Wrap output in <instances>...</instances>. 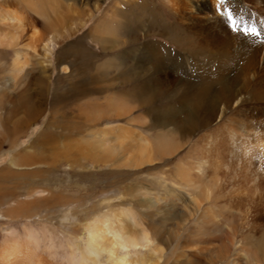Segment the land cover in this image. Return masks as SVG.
Wrapping results in <instances>:
<instances>
[{"label":"rangeland","instance_id":"374dc122","mask_svg":"<svg viewBox=\"0 0 264 264\" xmlns=\"http://www.w3.org/2000/svg\"><path fill=\"white\" fill-rule=\"evenodd\" d=\"M221 3L197 0L194 4L200 8L202 22L205 15H213L212 6H221L218 16L224 28L262 44L264 66V5L251 0ZM144 8L146 18L141 12ZM119 11L127 19L120 17ZM135 15L145 24L154 21L157 27L152 30L150 26L151 34L150 30L139 31L140 40L129 48L154 46L162 56L157 58L172 64L175 72H147L134 81L114 67L108 68L106 76L100 71L97 65L110 59L112 64L121 65L116 57L123 49L117 43L128 37L118 23L124 20L129 24ZM107 22L110 32L105 31ZM183 26L168 0H0V133L4 122L10 127L15 119L26 124L12 141L16 146L10 147V140L2 144L6 154L0 155V166L8 163L11 148L34 151L31 143L44 129L54 133L39 150L47 166L55 167L48 181L110 189L109 203L105 202L107 196L105 200L97 198L98 205H107L101 211L132 207L137 216L146 212L151 248L157 245L154 232L160 228L162 253L145 251L146 264H213L218 250L226 249L234 264H264V164L260 170L257 155L252 156L251 165L242 159V153L251 152L254 139H248L240 121L241 112L254 126L264 119V72H259L260 99L255 112L236 105L209 125L182 131L187 126L185 111L191 106L178 97L206 88L215 65L206 50L185 55L158 34L162 28L175 32ZM252 28L257 30L255 35L250 32ZM50 37L56 46L46 57L43 45ZM67 47L80 50L76 60L61 54ZM17 51L25 57L22 71L12 66ZM136 53L141 54L139 50ZM87 64L92 71L86 70ZM165 75L186 82V86H165ZM39 77L40 81L34 80ZM41 78L48 82H41ZM147 96L153 97L151 102L145 100ZM33 102L41 109L34 118L27 113ZM120 128L128 132L132 144L138 136L145 138L150 146L147 160L132 161L125 150L127 145L121 151L113 148L112 138ZM217 166L219 176L215 174ZM246 174L247 181L243 178ZM207 187L215 199L201 195ZM219 189L224 191L222 195ZM194 197L201 201L199 209L192 201ZM143 201L145 207L140 203ZM76 223L69 215L57 225L68 232ZM220 227L225 228L224 234ZM227 231L233 238L231 248L224 240ZM202 247L211 253L202 255ZM133 259L141 262L140 255Z\"/></svg>","mask_w":264,"mask_h":264},{"label":"bare ground","instance_id":"6f19581e","mask_svg":"<svg viewBox=\"0 0 264 264\" xmlns=\"http://www.w3.org/2000/svg\"><path fill=\"white\" fill-rule=\"evenodd\" d=\"M194 1L197 0H175L174 2L168 0L169 4L175 8V13L184 26L180 31L170 32L166 28H162L158 32L160 36L169 39L185 55L194 56V50H206L211 62H215L211 69L213 72L212 81L206 83V88L204 86L198 89L193 95L181 91L182 94L178 97L179 101L188 102L191 106L189 110L185 111L187 126L183 128L184 132L193 130L198 125H209L210 121L222 118L230 110V107L236 105L246 106V111L250 110V113L255 112L256 107L254 106L260 99L259 72H264L262 44L252 39L245 40L241 33L224 28L223 21L219 20L218 16L219 11L222 10L221 6H212L213 15H205L202 22V18L198 15L200 8L194 4ZM211 1L218 2L219 5L222 4L221 0ZM251 2L261 7V4L264 5V0H251ZM119 12L120 17H123V12ZM141 12L146 18L145 8ZM124 18L126 17L124 16ZM108 23L104 27L105 31L110 32L111 25ZM150 26L152 30L157 27L154 21L145 24V20L138 15H135L129 24L124 20L119 22L118 28L128 37L117 43L123 49L122 53L116 57L121 65L112 64L110 59L104 64L97 65L100 67V71L106 72V74L103 73L106 76L108 70L114 67L119 74H126L131 77L130 80L134 81L139 76L143 75L144 77L147 72H175L172 64H166L162 59L157 58L162 56L154 46L145 44L141 49L129 48L131 44L140 40L142 33L139 31L145 33L148 30L149 32ZM152 30H150V34ZM52 38L47 39L43 45L46 57L56 46V41ZM137 50L141 54H137ZM141 50H144V54ZM79 51V49L73 51L72 48L67 47L61 54L71 56L70 60L73 61L78 58ZM24 58V55L19 51L16 52L12 66L17 71H22L25 63ZM90 67L89 64L85 67L88 72L92 71ZM109 67L110 69H108ZM34 80L40 81V77ZM145 81L147 82V80ZM163 81L165 86L171 88L186 86V82H179L177 79L175 81L169 75H165ZM41 82L47 83L48 80L41 78ZM91 83L94 85L95 81L92 80ZM174 84L175 86H173ZM81 90L82 88H77L78 92H82ZM152 96L145 97V100L151 102ZM40 112V107L34 102L27 110L32 118ZM240 121L243 123L248 139L250 137L254 139L251 152L249 154L242 153V159L245 158L244 160L250 164L252 156L257 155L258 168L260 169V166L264 164V119L259 121V125L254 126L241 112ZM8 123H2L4 131L11 128L12 132L10 136V130L0 133V155L6 154L2 149L3 143L10 140L11 143L8 142L10 147L17 145L12 141L17 139L18 133L26 125L19 119L11 121V127ZM118 133L112 138L115 150H124V146L127 145L125 150L129 153L132 161H139L150 156V146L145 143L143 136L136 137L137 142L132 144L126 130L120 128ZM217 133L215 132L214 135L216 136ZM53 136L54 133H45L43 129L31 143V147L35 148L34 151L20 152V149L11 148L8 152L10 154L8 163L0 166V264H146L145 251L152 254L162 253L160 244L162 237L159 227H156L154 232L157 237L154 242L157 245H153L151 248L152 234L148 228L146 212H139V216H137L132 207L118 211H101L107 205H98L100 200L97 201V198L104 197L105 200L110 189L94 184L81 186L48 181L50 175L55 171V167L47 166L46 158L39 150L43 147V143L50 141ZM216 139H220V135L213 140V146H216ZM43 163L46 165L45 167H42ZM243 165L246 166V164ZM248 167L247 170L250 169ZM219 169L220 166L215 168L216 176L220 175ZM247 174L243 176L246 181L249 178ZM218 178L220 179V177ZM217 183L218 179L214 184ZM200 192L207 198L210 195L211 200L215 199V193L208 187ZM223 192L219 189L218 194L222 195ZM198 194L200 195L199 192ZM108 201L109 197L107 196L105 202L109 203ZM192 201L199 209L201 201L195 197L192 198ZM140 203L145 206L147 204L144 201ZM69 215L75 217L77 223L72 230L64 232L58 227V220ZM206 216L207 214L204 212L203 217ZM179 230L177 228V233ZM219 231L224 234L226 230L224 227H220ZM225 234L224 240L231 248L233 238L228 231ZM202 242L210 241L202 240ZM211 251L206 247L201 248V254L204 256L209 255ZM227 254V249L218 250L213 264H223V262L234 264V260H229ZM135 255L141 256V262L140 259L139 261L133 259Z\"/></svg>","mask_w":264,"mask_h":264},{"label":"snow or ice","instance_id":"6c2138e0","mask_svg":"<svg viewBox=\"0 0 264 264\" xmlns=\"http://www.w3.org/2000/svg\"><path fill=\"white\" fill-rule=\"evenodd\" d=\"M250 32H251L253 35H255L256 32H257V30H256L255 28H252V29L250 30Z\"/></svg>","mask_w":264,"mask_h":264}]
</instances>
